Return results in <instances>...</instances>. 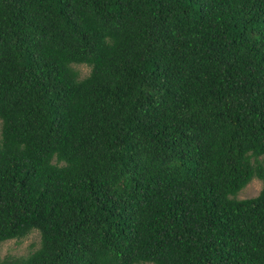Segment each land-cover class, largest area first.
Listing matches in <instances>:
<instances>
[{"label":"trees","instance_id":"obj_1","mask_svg":"<svg viewBox=\"0 0 264 264\" xmlns=\"http://www.w3.org/2000/svg\"><path fill=\"white\" fill-rule=\"evenodd\" d=\"M254 177L264 0H0V264H264Z\"/></svg>","mask_w":264,"mask_h":264},{"label":"rangeland","instance_id":"obj_2","mask_svg":"<svg viewBox=\"0 0 264 264\" xmlns=\"http://www.w3.org/2000/svg\"><path fill=\"white\" fill-rule=\"evenodd\" d=\"M77 71L78 78H84L90 72V66L84 63L71 64ZM264 186V178L254 177L245 187H243L236 195V198H248L258 194ZM40 243V234L37 230H33L25 237L19 239H9L0 242V262L4 259H14L24 257L38 248Z\"/></svg>","mask_w":264,"mask_h":264}]
</instances>
